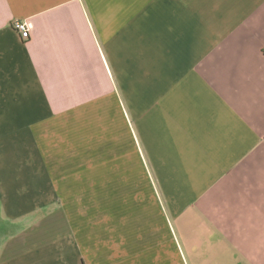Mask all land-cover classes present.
Wrapping results in <instances>:
<instances>
[{"label": "crops", "instance_id": "0c3cea01", "mask_svg": "<svg viewBox=\"0 0 264 264\" xmlns=\"http://www.w3.org/2000/svg\"><path fill=\"white\" fill-rule=\"evenodd\" d=\"M79 216L99 264H264V0H0V264H93Z\"/></svg>", "mask_w": 264, "mask_h": 264}, {"label": "rangeland", "instance_id": "374dc122", "mask_svg": "<svg viewBox=\"0 0 264 264\" xmlns=\"http://www.w3.org/2000/svg\"><path fill=\"white\" fill-rule=\"evenodd\" d=\"M64 204H68V206H71V201L70 200H65ZM80 205L83 206V208L81 210L86 209V202H79ZM81 208V207H80ZM97 209V208H96ZM95 209V213L98 212L99 214H101L100 210H96ZM101 209V208H100ZM80 212V211H79ZM85 217L84 216H79L78 217V236L80 237V241L84 242V240L87 241V247L89 248V250L87 251V258L89 263H93V264H99L100 260L102 259L101 257V251L99 248H97V246L99 245V243H105V241L102 239L101 233H100V227L102 225V219L101 218H93V227H94V233H93V239H91L89 237L88 239V235L85 234V230H84V224H85ZM1 230V227H0ZM97 240V241H95ZM115 247V246H113ZM112 254V253H111ZM113 254H115V251L113 252ZM109 257V253L108 256Z\"/></svg>", "mask_w": 264, "mask_h": 264}, {"label": "built area", "instance_id": "2783aa9c", "mask_svg": "<svg viewBox=\"0 0 264 264\" xmlns=\"http://www.w3.org/2000/svg\"><path fill=\"white\" fill-rule=\"evenodd\" d=\"M13 26L15 30L20 34L22 39H28L30 37V29L27 24L23 21H15L13 22Z\"/></svg>", "mask_w": 264, "mask_h": 264}]
</instances>
